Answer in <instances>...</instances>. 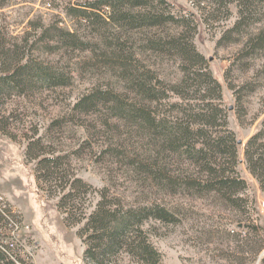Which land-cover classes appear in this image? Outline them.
I'll list each match as a JSON object with an SVG mask.
<instances>
[{
  "label": "rangeland",
  "instance_id": "1",
  "mask_svg": "<svg viewBox=\"0 0 264 264\" xmlns=\"http://www.w3.org/2000/svg\"><path fill=\"white\" fill-rule=\"evenodd\" d=\"M48 2L9 0L10 4L0 8V26L7 27H2L6 34L11 29V34L20 36L28 29L29 20L45 24L59 21L61 26L75 29L81 38L98 45L92 43V50L37 53L44 64L67 74L69 85L35 90L29 95L13 94L0 107V196L20 216L15 247L20 257L28 264H83L84 245L76 234V226L65 225L56 206L58 196L49 188L54 189L55 181L36 180L35 161L26 157V143L31 140L38 152L42 146V150L50 152L47 154L61 156L68 176L91 186L92 192L80 195L82 199L72 204L76 217L84 206L93 205L100 194L120 200L125 208L137 210L156 204L172 212L174 222L150 219L143 225L159 255L157 264H259L262 252H254L262 238L246 233L245 223L237 222L240 215L236 210L226 208L213 195L160 188L139 171L137 163L147 162L143 157L146 144L136 128L110 117L102 104L92 113L74 111L77 98L90 88L111 87L118 91L122 90V83L115 68L97 61L98 53L106 49L99 51L104 44L91 34L89 25L78 24L65 15V0H56L53 6ZM235 5L218 0H169L165 8L175 17L190 18L192 26H196L192 43L204 57L205 69L221 84L227 127L234 132L242 150L264 118V51L252 58L238 54L242 43L233 41L235 32H227L239 17ZM257 16L258 21L246 27L243 35L264 25V15ZM164 28L174 32L181 27L170 23ZM224 34L228 37L222 41ZM146 35L147 30L133 31L122 42L129 38L128 48L146 70L155 72L165 84L177 81L181 76L179 61L148 48L144 43ZM3 37L11 40L9 34ZM246 84L254 86V90L247 92ZM238 170L248 183L249 194L256 198L255 224L264 226V193L243 164ZM115 264L142 263L122 256Z\"/></svg>",
  "mask_w": 264,
  "mask_h": 264
},
{
  "label": "trees",
  "instance_id": "2",
  "mask_svg": "<svg viewBox=\"0 0 264 264\" xmlns=\"http://www.w3.org/2000/svg\"><path fill=\"white\" fill-rule=\"evenodd\" d=\"M48 1L51 6L56 0ZM218 2L236 3L239 17L227 32H235L233 41L242 43L240 57L252 58L264 51V25L243 35L253 21H258V14L264 15V0ZM7 3L9 0H0V8ZM167 3L169 0H65L62 11L78 24H88L91 34L100 38L104 47L99 51H106L98 53L97 61L115 68L122 83V90L118 91L111 87L90 88L77 98L73 109L88 114L102 104L110 117L136 128L146 144L143 157L147 162H136L139 171L160 188L213 195L226 208L236 210L240 215L237 222L245 223L246 233L262 238L254 252L258 254L264 248V226L255 224L256 198L249 194L248 183L238 167L243 164L264 193V118L240 150L234 132L227 127L221 84L205 69V59L192 43L196 26H192L190 18L175 17L167 11ZM170 23L180 30L169 32L164 27ZM28 25L20 36L11 34V29L6 34V26H0V107L13 94L29 95L35 90L69 85V76L44 64L37 53L90 50L92 43L98 45L81 38L75 29L61 26L59 21L45 24L29 20ZM142 30L149 32L144 38L148 48L179 61L181 76L177 81L165 84L155 72L146 70L128 48L129 38L122 42L133 31ZM8 34L11 40L3 37ZM226 37L224 34L221 40ZM249 85H245L247 92L255 88ZM229 87L233 88L231 84ZM34 144L27 141L26 157L35 161L36 180L55 181L54 189L49 188L58 196L56 206L65 225L76 226V234L84 245L83 264H115L122 256L142 264H157L159 255L143 225L150 219L174 222L172 212L156 204L137 210L125 208L120 200L100 194L93 205L84 206L76 217L72 204L82 199L80 195L92 192L91 186L68 176L61 156L47 154L50 152L42 150V146L38 152ZM9 222L6 210L0 209V227ZM9 254V248L0 245V264H13ZM259 264H264V257Z\"/></svg>",
  "mask_w": 264,
  "mask_h": 264
},
{
  "label": "built area",
  "instance_id": "3",
  "mask_svg": "<svg viewBox=\"0 0 264 264\" xmlns=\"http://www.w3.org/2000/svg\"><path fill=\"white\" fill-rule=\"evenodd\" d=\"M0 209L6 210L10 222L9 224H5L2 227H0V245L2 247H7L10 250L9 257L13 261V264H28V262L21 258L20 254L16 252V243L18 241V230L19 223L20 222V216L19 213L16 212L13 208L10 207V205L2 199L0 196ZM14 216V218H13ZM264 249V248H263ZM262 255L264 257V250L261 251ZM24 261V262H23Z\"/></svg>",
  "mask_w": 264,
  "mask_h": 264
},
{
  "label": "water",
  "instance_id": "4",
  "mask_svg": "<svg viewBox=\"0 0 264 264\" xmlns=\"http://www.w3.org/2000/svg\"><path fill=\"white\" fill-rule=\"evenodd\" d=\"M239 143H241V141L239 140Z\"/></svg>",
  "mask_w": 264,
  "mask_h": 264
}]
</instances>
